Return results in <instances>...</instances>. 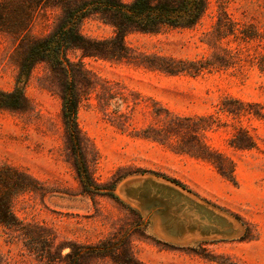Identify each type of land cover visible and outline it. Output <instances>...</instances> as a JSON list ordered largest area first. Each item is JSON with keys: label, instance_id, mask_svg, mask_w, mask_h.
Returning a JSON list of instances; mask_svg holds the SVG:
<instances>
[{"label": "rangeland", "instance_id": "374dc122", "mask_svg": "<svg viewBox=\"0 0 264 264\" xmlns=\"http://www.w3.org/2000/svg\"><path fill=\"white\" fill-rule=\"evenodd\" d=\"M207 2L191 28L128 33L129 61L68 51L83 156L98 190L83 185L63 121L71 77L47 61L33 65L26 107L0 109V196L11 198L13 216L0 223V264H70L73 253L77 264H264V0ZM59 16L48 7L24 35L0 31V89L15 88L31 42ZM81 31L114 34L97 16ZM156 57L208 67L171 75L152 67L165 64ZM144 178V194L120 195L123 182ZM153 178L184 189L156 187ZM174 213H197L224 234L167 240L157 218L170 225Z\"/></svg>", "mask_w": 264, "mask_h": 264}, {"label": "trees", "instance_id": "16d2710c", "mask_svg": "<svg viewBox=\"0 0 264 264\" xmlns=\"http://www.w3.org/2000/svg\"><path fill=\"white\" fill-rule=\"evenodd\" d=\"M207 5V0H0V31L11 35L21 36L27 33L41 10L48 7L60 10L54 29L46 36L31 42L25 58L19 65L15 88L12 91L0 89V109L21 110L26 107L28 99L24 84L35 63L47 61L64 69L71 77L62 94L64 125L83 185L87 189L98 190L92 182L83 156L82 134L78 123L80 95L68 51L79 49L85 57H108L129 61L132 57L125 43L128 33H155L164 26L191 28L200 21ZM93 16L101 17L113 28L114 34L111 38L98 40L83 35V22ZM156 58L165 64H153L152 67L171 75H197L207 66L201 60L176 61L167 57ZM173 182L183 187L180 182ZM10 203L11 198L0 196V223L4 225L11 224L13 219ZM77 255H70V264L78 263Z\"/></svg>", "mask_w": 264, "mask_h": 264}, {"label": "water", "instance_id": "95a60500", "mask_svg": "<svg viewBox=\"0 0 264 264\" xmlns=\"http://www.w3.org/2000/svg\"><path fill=\"white\" fill-rule=\"evenodd\" d=\"M146 180L147 179L144 178L143 180L134 179L123 182V186L120 189L121 190L120 195L121 196L123 195V197L126 198L127 200H132L134 199V196L137 195L136 193H138L139 191L140 194H138L137 196L144 194L143 188H145ZM152 181L154 182L153 184L154 186L162 187L163 189L173 190L174 189L173 185L184 189L182 186L170 180H166V181L170 182L171 184H167L164 180L154 179V178ZM151 187L152 186L147 187L149 191L151 190ZM185 195L190 199L195 200V197L192 196L190 193L187 192L185 193ZM162 200L163 202H165L166 198H163ZM141 202L134 205L142 209L145 207V203H141ZM162 214L166 215L167 211L166 212L164 211ZM202 217L203 216H200L197 213L195 214L193 213L192 216L190 217H187L181 213L178 214L174 213L173 215H171V218L173 220L170 223V225L162 224L159 218H157L156 225L163 238L173 241L175 243H187L195 240H202V239H209L213 237L223 236L225 229L224 227L214 225L215 228H210L213 225L208 223L206 219L205 218L203 219Z\"/></svg>", "mask_w": 264, "mask_h": 264}]
</instances>
